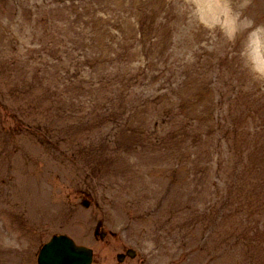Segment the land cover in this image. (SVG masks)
I'll return each instance as SVG.
<instances>
[{"label":"rangeland","instance_id":"obj_1","mask_svg":"<svg viewBox=\"0 0 264 264\" xmlns=\"http://www.w3.org/2000/svg\"><path fill=\"white\" fill-rule=\"evenodd\" d=\"M254 132L264 0H0V264H264Z\"/></svg>","mask_w":264,"mask_h":264},{"label":"water","instance_id":"obj_2","mask_svg":"<svg viewBox=\"0 0 264 264\" xmlns=\"http://www.w3.org/2000/svg\"><path fill=\"white\" fill-rule=\"evenodd\" d=\"M92 250L78 246L66 236H55L43 248L40 264H91Z\"/></svg>","mask_w":264,"mask_h":264}]
</instances>
